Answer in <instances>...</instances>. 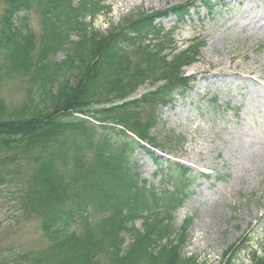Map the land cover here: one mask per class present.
I'll list each match as a JSON object with an SVG mask.
<instances>
[{
    "label": "rangeland",
    "instance_id": "374dc122",
    "mask_svg": "<svg viewBox=\"0 0 264 264\" xmlns=\"http://www.w3.org/2000/svg\"><path fill=\"white\" fill-rule=\"evenodd\" d=\"M83 12L89 16L82 22ZM4 14L0 3V28ZM141 16H150L156 29L131 36L127 58H115L119 73L113 69V80L100 79L91 102L137 100L132 127L144 130L150 151L135 145L132 151L128 136L112 138L111 150L116 155L127 148L123 157L138 167L151 210L136 212L132 219L113 215L108 223L93 222L99 236L108 235V250L100 251L99 261L254 264L264 253V0H39L13 19L22 37L32 29L29 73L13 70L0 46V99L9 114L32 97L39 101L43 83L37 63L51 69L56 62H68L63 46L47 37L56 18L60 36L76 42L85 38L89 44L106 41ZM96 62L91 55L80 59V71ZM164 62L182 65L171 89L158 70ZM128 66L138 75H125L120 68ZM75 70L74 82L80 78ZM178 77L183 78L175 85ZM184 77L191 85L182 82ZM105 122L110 125L112 119ZM96 130L98 141L107 134L104 128ZM94 152L90 148L85 157L92 160ZM21 154L12 152L8 157L13 161L0 162V264H34L28 259L32 255L37 264H47L53 242L42 218L35 211L28 215L17 193L18 183L28 186L25 175L32 172V162ZM111 212L100 215L92 202L86 216L103 219ZM160 225L161 233L156 231ZM86 232L77 229V243ZM68 244L74 247L73 241Z\"/></svg>",
    "mask_w": 264,
    "mask_h": 264
},
{
    "label": "trees",
    "instance_id": "16d2710c",
    "mask_svg": "<svg viewBox=\"0 0 264 264\" xmlns=\"http://www.w3.org/2000/svg\"><path fill=\"white\" fill-rule=\"evenodd\" d=\"M38 1L0 0L5 8L0 28V46L13 62L11 66L13 70L24 69L29 73L30 65L33 64L30 60L32 29L29 30L27 27V37H22L19 34L21 31L13 21L14 16L17 12L30 10ZM208 3L210 2L206 4ZM81 6L82 4L79 8ZM93 6L96 4H89V7ZM209 6L212 7L211 4ZM88 16L87 12H83L82 22L86 21ZM57 26L58 18L52 23L47 37L52 36L56 44L63 46L69 59L68 62H56L51 69H45L46 64L43 62L37 63L36 72L43 83L42 86L40 84L39 101L32 97L20 109L9 114L3 99H0V155L4 154L2 157L4 160L0 159V162L5 165L8 161H13L14 158L8 157L12 152L22 153V156H26V159L32 162L31 174L25 175L28 186L24 188L18 183L17 193L20 194L28 215L32 217L31 211H35L42 218L43 230L53 242L52 259L47 264H102L99 261V253L108 250L106 249L108 235L99 236L92 227L93 222L108 223L107 221L112 219L110 216L113 215L116 219L121 215L124 217L127 215V219H132L136 212L149 213L151 210L150 203L146 200L148 190L137 177L138 167L135 162L125 160L123 157L127 148L113 155L111 139L128 136L130 138L128 145L132 151L134 145L137 148H146L147 151L150 149L145 146L146 143L144 144L146 139L144 130L132 127L135 124L132 122L134 114L131 110L137 107L136 99L123 102L125 99L123 97L111 101L109 105L101 106L94 105L96 102L91 101L98 95L96 87L100 79L113 80L116 73H119L115 58H121V62L124 57L127 58L126 43L131 40V36L154 30L156 26L150 16H141L128 22L126 27L106 41L96 42L92 39L89 44H85L88 42L85 38L76 42L70 41L67 34L64 37L60 36ZM64 38L67 42L63 40ZM89 55L97 60L96 65L80 71V59H87ZM195 60L196 58L189 63ZM189 63L185 61L183 65H190ZM177 66L164 62L162 67H158L160 72L165 73L164 85L167 88L171 89L175 76L183 73L180 69L182 65ZM75 69L79 70L80 76L77 77L80 78L74 82L72 73L76 71ZM120 69H123L125 75H128L129 71L130 76L139 73L138 70L131 72L129 66ZM157 78L162 80L160 75ZM182 78L178 77L175 85H178ZM187 79L188 77H184L182 82L188 81ZM109 118L112 119L110 125L105 122ZM91 119L98 125L91 122ZM102 128L107 134L98 141L94 132L95 129L99 132ZM129 133H134L132 134L134 137ZM90 148H95L92 160L85 157L86 151ZM16 172L18 171L9 174ZM92 202L98 204L100 215L108 210L113 212L103 219L97 217L90 220L86 215ZM81 227L87 230V235L82 243H77L76 233ZM162 230L161 225L160 228H156L160 233ZM69 241H73L74 247L69 246ZM70 248L74 250L70 251ZM28 259L37 264L34 255ZM256 259L254 264H264V253ZM38 263L40 264V260ZM225 264H231V260Z\"/></svg>",
    "mask_w": 264,
    "mask_h": 264
},
{
    "label": "bare ground",
    "instance_id": "6f19581e",
    "mask_svg": "<svg viewBox=\"0 0 264 264\" xmlns=\"http://www.w3.org/2000/svg\"><path fill=\"white\" fill-rule=\"evenodd\" d=\"M179 5V4H178ZM240 68H242V67H240ZM241 71L244 73V74H246V73H249V71L247 70V71H244V68L243 69H241ZM192 77V76H191Z\"/></svg>",
    "mask_w": 264,
    "mask_h": 264
}]
</instances>
